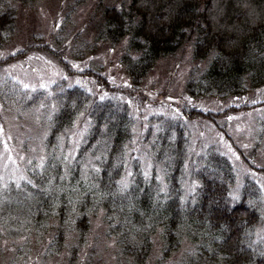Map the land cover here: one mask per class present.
Wrapping results in <instances>:
<instances>
[{
  "label": "trees",
  "instance_id": "16d2710c",
  "mask_svg": "<svg viewBox=\"0 0 264 264\" xmlns=\"http://www.w3.org/2000/svg\"><path fill=\"white\" fill-rule=\"evenodd\" d=\"M37 1L0 0V51L19 12ZM110 1L94 0L98 28L90 41L74 33L70 53L77 58L79 39V60L97 45L119 46L126 89L99 74L102 64L80 72L96 78L94 91L64 79L29 89L0 77V127L8 112L20 129L31 116L42 132L24 175L0 178V264H264V98L225 109L258 112L251 143L233 147L244 169L222 142L192 143L179 115L151 114L141 130L131 105L149 99L142 84L158 64L184 55L182 88L192 98L239 99L263 88L264 0ZM190 109V117L220 115ZM79 121L85 133L67 156ZM143 143L149 173L135 152Z\"/></svg>",
  "mask_w": 264,
  "mask_h": 264
},
{
  "label": "rangeland",
  "instance_id": "374dc122",
  "mask_svg": "<svg viewBox=\"0 0 264 264\" xmlns=\"http://www.w3.org/2000/svg\"><path fill=\"white\" fill-rule=\"evenodd\" d=\"M93 6L94 0L80 1L79 3L77 0H39L33 3L31 8L20 11L12 41L7 48L0 51V59L15 53L26 45L29 46V49L23 56L3 62L0 66V77H12L13 80L19 81L21 86L28 85L27 88L29 89H46L52 82L66 77L69 85L80 84L94 91L97 88L96 78L81 77L77 73H80L81 69L91 67L90 65L95 67L94 64H102L101 69L97 70L99 74L105 77L109 84L126 89L129 86V81L123 72V68L116 62L120 51L119 46L109 49L107 45H97L95 52L87 53L85 58L79 60L81 57L78 56V53L81 52L82 43L79 39V42L76 41V47L79 46L77 60L73 57L75 55L72 56L70 53V48L73 45V41L71 45V39L74 33L79 31L85 40L90 41L95 34L93 30L98 28L101 17L100 10L94 11ZM57 24L60 26L57 27ZM58 59L62 63H67V67H63ZM187 69L188 64L184 55L181 62L176 63L174 59L161 62L147 77L142 86L145 87L143 91L148 92L149 99L144 104L140 97L137 98V103L131 102L133 110L141 120V130L146 128L148 117L157 112L174 114L176 110H183V107H186L185 109L191 108V110L201 109L220 112V115L215 116V121L198 115L192 119L187 115L188 117L182 120L184 122L190 120L189 125L197 131L199 130L198 126L204 129L205 131L200 132L206 141L212 133L216 132L217 122L223 124L226 133L233 136H231L230 143L224 137H221L220 142L233 156L232 159L235 164L244 169L240 162L241 159L233 147L235 143L245 144V141L247 144L251 143L246 133H249L258 112L252 110L249 113L225 109L230 104L231 106H238L237 104L241 101L254 102L263 99L264 87L237 100L214 97L191 99L182 88ZM70 71L75 73L67 74ZM125 97L126 95H124ZM227 113L229 114L227 115ZM1 119H3L4 125L3 128L0 127V178H18L24 175L23 167L26 161L38 156L42 143V132L35 122L36 119L34 118L33 121L31 116L24 123L29 127L27 130L20 129L16 124L17 119L8 112L4 113ZM85 129L86 122L79 121L69 130L67 156L75 151L76 146L82 140ZM145 146L146 143L137 145L135 152L141 160L143 171L149 173L150 158L146 154ZM261 180L264 181V178L261 177ZM185 186V191L188 194L191 183Z\"/></svg>",
  "mask_w": 264,
  "mask_h": 264
},
{
  "label": "snow or ice",
  "instance_id": "6c2138e0",
  "mask_svg": "<svg viewBox=\"0 0 264 264\" xmlns=\"http://www.w3.org/2000/svg\"><path fill=\"white\" fill-rule=\"evenodd\" d=\"M60 25L57 24V27H59ZM25 87H28V85H25ZM101 99H103V97H101ZM29 183H31V181H29Z\"/></svg>",
  "mask_w": 264,
  "mask_h": 264
}]
</instances>
